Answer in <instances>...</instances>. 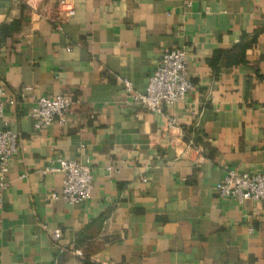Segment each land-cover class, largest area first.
Segmentation results:
<instances>
[{
  "label": "crops",
  "instance_id": "0c3cea01",
  "mask_svg": "<svg viewBox=\"0 0 264 264\" xmlns=\"http://www.w3.org/2000/svg\"><path fill=\"white\" fill-rule=\"evenodd\" d=\"M70 1L56 29L59 0H0V89L17 99L0 127L19 133L0 264H264V202L215 191L228 169L264 173V0ZM165 47L186 49L195 88L153 112L123 78L144 92ZM61 92L68 121L35 130L33 97ZM58 158L94 168L90 199L52 197Z\"/></svg>",
  "mask_w": 264,
  "mask_h": 264
},
{
  "label": "built area",
  "instance_id": "2783aa9c",
  "mask_svg": "<svg viewBox=\"0 0 264 264\" xmlns=\"http://www.w3.org/2000/svg\"><path fill=\"white\" fill-rule=\"evenodd\" d=\"M75 14V6L70 0H59L54 16L56 29H61L64 20ZM125 90L132 99L153 112H163L170 105L183 101L195 88L189 72L187 51L184 47H165L154 72L150 75L144 92L135 91L133 82L123 78ZM27 90L20 92V98L26 99ZM5 91L0 89V121L5 117V106L16 104V97L4 99ZM73 106V98L69 92H61L53 97H33V105L29 114L34 119V129L41 130L53 123L64 125L69 118ZM169 125L174 120L169 119ZM17 131L0 127V203L8 189L4 176L8 171L10 159L17 154L19 146ZM200 151L199 147H196ZM112 166L108 167L111 170ZM47 171L63 173L62 193L52 194L68 203L85 202L91 197L94 181V168L78 159L58 158ZM215 191L220 198L233 199L239 204L247 200L264 202V173L245 172L228 169L225 175L215 185ZM61 230L56 228L53 236L59 238Z\"/></svg>",
  "mask_w": 264,
  "mask_h": 264
},
{
  "label": "trees",
  "instance_id": "16d2710c",
  "mask_svg": "<svg viewBox=\"0 0 264 264\" xmlns=\"http://www.w3.org/2000/svg\"><path fill=\"white\" fill-rule=\"evenodd\" d=\"M7 27H8L7 25H4V26L2 27L3 31L6 30Z\"/></svg>",
  "mask_w": 264,
  "mask_h": 264
}]
</instances>
